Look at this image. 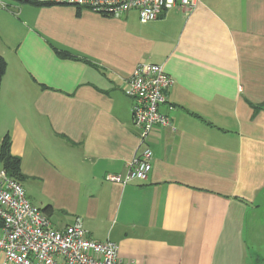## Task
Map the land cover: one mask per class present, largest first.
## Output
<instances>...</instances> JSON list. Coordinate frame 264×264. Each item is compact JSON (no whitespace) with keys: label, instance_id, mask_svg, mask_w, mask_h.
Masks as SVG:
<instances>
[{"label":"crops","instance_id":"1","mask_svg":"<svg viewBox=\"0 0 264 264\" xmlns=\"http://www.w3.org/2000/svg\"><path fill=\"white\" fill-rule=\"evenodd\" d=\"M3 1L0 139L10 135L21 184L61 185L59 206L43 210L52 226L80 219L123 262L264 264V0H197L145 23L135 11ZM138 63L174 79L171 126L144 141L123 92ZM144 147L147 179L103 178Z\"/></svg>","mask_w":264,"mask_h":264},{"label":"built area","instance_id":"2","mask_svg":"<svg viewBox=\"0 0 264 264\" xmlns=\"http://www.w3.org/2000/svg\"><path fill=\"white\" fill-rule=\"evenodd\" d=\"M88 9L103 16L120 17L135 11L141 22L159 18L174 8L191 10L197 0H35ZM0 5L6 6L3 0ZM174 79L161 65L138 63L127 78L123 92L131 100L132 122L140 127V140L156 127L171 126L162 110ZM152 151L144 147L126 164L124 174L106 173V181L125 185L145 180L151 170ZM0 252L6 264H136L123 262L119 247L111 240L87 237L80 219L62 229L27 198L22 184L0 168Z\"/></svg>","mask_w":264,"mask_h":264},{"label":"trees","instance_id":"3","mask_svg":"<svg viewBox=\"0 0 264 264\" xmlns=\"http://www.w3.org/2000/svg\"><path fill=\"white\" fill-rule=\"evenodd\" d=\"M21 2H28L35 5H50L54 2L51 1H35V0H19ZM57 54L61 57L65 58H76L74 55L69 53L66 50H56ZM6 69V62L4 58L0 55V85L2 77L5 73ZM264 107V102L259 104L258 106H255V109ZM10 144H11V138L9 134H5L0 139V168L3 169L6 173V175L18 182H21L26 178V176L23 174L21 170V159L17 155H13L10 152ZM42 210L44 211H51L52 208L50 205H46Z\"/></svg>","mask_w":264,"mask_h":264},{"label":"rangeland","instance_id":"4","mask_svg":"<svg viewBox=\"0 0 264 264\" xmlns=\"http://www.w3.org/2000/svg\"><path fill=\"white\" fill-rule=\"evenodd\" d=\"M22 186L31 203L40 209H43L49 203V200H53L54 205L59 206V199L56 197V194L61 185L58 182L49 183L36 177L34 179L28 178V180L22 183ZM54 215L55 217L60 215L57 208L54 210Z\"/></svg>","mask_w":264,"mask_h":264}]
</instances>
